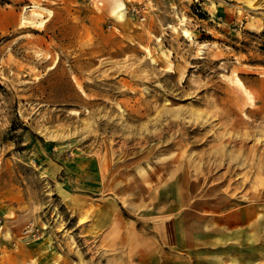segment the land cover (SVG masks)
<instances>
[{"label": "rangeland", "instance_id": "obj_1", "mask_svg": "<svg viewBox=\"0 0 264 264\" xmlns=\"http://www.w3.org/2000/svg\"><path fill=\"white\" fill-rule=\"evenodd\" d=\"M109 1L0 0V264H178L264 198V0Z\"/></svg>", "mask_w": 264, "mask_h": 264}, {"label": "crops", "instance_id": "obj_2", "mask_svg": "<svg viewBox=\"0 0 264 264\" xmlns=\"http://www.w3.org/2000/svg\"><path fill=\"white\" fill-rule=\"evenodd\" d=\"M103 1L102 11L112 12L110 1ZM187 218L190 224L185 219L175 236L167 237L178 264H264V198L226 210L202 205Z\"/></svg>", "mask_w": 264, "mask_h": 264}, {"label": "bare ground", "instance_id": "obj_3", "mask_svg": "<svg viewBox=\"0 0 264 264\" xmlns=\"http://www.w3.org/2000/svg\"><path fill=\"white\" fill-rule=\"evenodd\" d=\"M117 9H116V12H122L123 11V9H124V4L122 3V2H119L118 4H117V7H116Z\"/></svg>", "mask_w": 264, "mask_h": 264}]
</instances>
